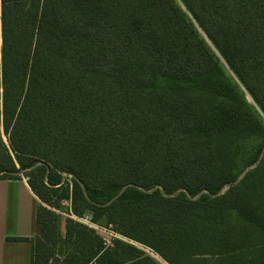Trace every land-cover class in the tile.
<instances>
[{"label":"trees","instance_id":"obj_1","mask_svg":"<svg viewBox=\"0 0 264 264\" xmlns=\"http://www.w3.org/2000/svg\"><path fill=\"white\" fill-rule=\"evenodd\" d=\"M227 70L264 117V0H1L0 179L39 200L34 264H264V126ZM63 201L129 242L68 215L58 258Z\"/></svg>","mask_w":264,"mask_h":264},{"label":"crops","instance_id":"obj_2","mask_svg":"<svg viewBox=\"0 0 264 264\" xmlns=\"http://www.w3.org/2000/svg\"><path fill=\"white\" fill-rule=\"evenodd\" d=\"M38 204V198L23 176L17 179H0V264H34L33 240L38 236ZM64 226L65 221L58 222V258L64 255Z\"/></svg>","mask_w":264,"mask_h":264},{"label":"rangeland","instance_id":"obj_3","mask_svg":"<svg viewBox=\"0 0 264 264\" xmlns=\"http://www.w3.org/2000/svg\"><path fill=\"white\" fill-rule=\"evenodd\" d=\"M206 45L209 47V50L215 52L212 49L211 45L207 41H206ZM227 73H228V76L230 78V81L236 87L237 91L238 92H243L246 102L248 103L249 106H252L253 107V110L255 111L256 117L261 121V123L264 126V117H263V115L260 113V111L258 110V108L254 105V103L252 102V100L250 99V97L244 92V90L241 87L240 83L236 80V78L232 75V73H230L228 70H227ZM4 139H5V137H4ZM248 170H249V168H248ZM63 202H65V201H63ZM63 202L59 203V208H58V222L59 223L65 221L66 218H68V215H69L68 214L69 204H65ZM99 225H101L103 227H107L108 226V224L105 222V220H101L100 223H99ZM137 246L139 248H141L145 252L146 255H148L151 258H153L158 264H165L157 255H155L149 249H147L145 247H141L140 245H137Z\"/></svg>","mask_w":264,"mask_h":264},{"label":"built area","instance_id":"obj_4","mask_svg":"<svg viewBox=\"0 0 264 264\" xmlns=\"http://www.w3.org/2000/svg\"><path fill=\"white\" fill-rule=\"evenodd\" d=\"M65 204H69L70 208V202L65 201L63 202ZM69 217L73 218L74 220H77L78 222L92 228L102 239H103V244L106 248L112 247L113 246V241L115 239H121L124 241H128L126 238L120 236L117 234L111 225H108L107 227H103L99 225V223H95L91 220V217L89 215H84L81 218H77L73 215H69ZM129 242V241H128Z\"/></svg>","mask_w":264,"mask_h":264},{"label":"water","instance_id":"obj_5","mask_svg":"<svg viewBox=\"0 0 264 264\" xmlns=\"http://www.w3.org/2000/svg\"><path fill=\"white\" fill-rule=\"evenodd\" d=\"M255 166V165H253ZM248 170V168L243 172V175L246 173V171ZM243 175L241 177H243ZM241 178H239L235 183H237Z\"/></svg>","mask_w":264,"mask_h":264}]
</instances>
